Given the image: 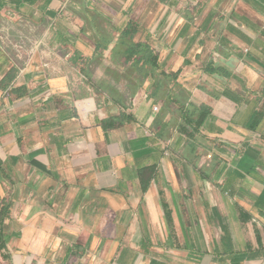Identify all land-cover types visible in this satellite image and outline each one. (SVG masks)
<instances>
[{
  "label": "crops",
  "instance_id": "1",
  "mask_svg": "<svg viewBox=\"0 0 264 264\" xmlns=\"http://www.w3.org/2000/svg\"><path fill=\"white\" fill-rule=\"evenodd\" d=\"M8 28L0 264H264V0H0Z\"/></svg>",
  "mask_w": 264,
  "mask_h": 264
},
{
  "label": "trees",
  "instance_id": "2",
  "mask_svg": "<svg viewBox=\"0 0 264 264\" xmlns=\"http://www.w3.org/2000/svg\"><path fill=\"white\" fill-rule=\"evenodd\" d=\"M129 49H130V56L137 55L139 56V59L136 60V63H139L141 61L145 63H150V64H156L157 63V56L154 54L153 50L151 49L150 45L148 43H143V42H134L133 38H130V41L128 43ZM14 74L11 72L9 73L8 77H6V81L10 83L13 78ZM0 173L5 174V176L10 179V174L4 165L3 159L0 157Z\"/></svg>",
  "mask_w": 264,
  "mask_h": 264
},
{
  "label": "rangeland",
  "instance_id": "3",
  "mask_svg": "<svg viewBox=\"0 0 264 264\" xmlns=\"http://www.w3.org/2000/svg\"><path fill=\"white\" fill-rule=\"evenodd\" d=\"M8 33H10V35L12 36L11 29H9V28H8L7 31H5L3 34H0V39H1L2 42H4L2 37L4 36V38L6 39V38H7L6 35H7ZM6 40H7V39H6ZM4 43L7 44L6 42H4Z\"/></svg>",
  "mask_w": 264,
  "mask_h": 264
},
{
  "label": "built area",
  "instance_id": "4",
  "mask_svg": "<svg viewBox=\"0 0 264 264\" xmlns=\"http://www.w3.org/2000/svg\"><path fill=\"white\" fill-rule=\"evenodd\" d=\"M6 36H7V38H6L7 40L4 38V36L2 37L4 42H8L10 37H11L10 33H8ZM39 45L40 44H37V46H39ZM154 110L157 111L158 110V106H154Z\"/></svg>",
  "mask_w": 264,
  "mask_h": 264
}]
</instances>
